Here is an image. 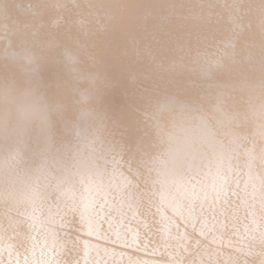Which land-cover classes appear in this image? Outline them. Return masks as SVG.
Instances as JSON below:
<instances>
[{
  "label": "snow or ice",
  "instance_id": "1",
  "mask_svg": "<svg viewBox=\"0 0 264 264\" xmlns=\"http://www.w3.org/2000/svg\"><path fill=\"white\" fill-rule=\"evenodd\" d=\"M67 7L0 6V264H264V0L196 6L202 45L147 47L127 113L111 60L45 21ZM89 7L109 11L76 21L85 37L119 14L176 43L123 15L140 6Z\"/></svg>",
  "mask_w": 264,
  "mask_h": 264
},
{
  "label": "bare ground",
  "instance_id": "2",
  "mask_svg": "<svg viewBox=\"0 0 264 264\" xmlns=\"http://www.w3.org/2000/svg\"><path fill=\"white\" fill-rule=\"evenodd\" d=\"M12 2L13 0H0V6ZM44 2L53 5H68L66 9L62 10L50 9L44 17L58 40L68 43L78 37L82 43L88 45L90 51L111 60L117 79L124 85L120 92L117 90L113 96L121 110L127 113L135 102L137 85L141 84L150 71L155 69L152 57L145 52V49L151 48L157 62H167L174 59L178 53L173 51V48H177L179 44L185 48L196 50L202 45L203 34L207 31L206 21L197 19L201 10L196 6L208 3H224L225 0H44ZM243 2L259 4L260 0H243ZM118 4L140 6L125 9L124 16L132 15L141 18L151 12L154 22L161 23L172 34L176 43L170 44L167 50L162 51L150 34L141 35L136 29L125 27L124 20L119 14L112 22L108 32L95 35L90 33L86 37L79 33L76 25L77 20L86 19L91 13L109 11L99 7H89L90 5ZM75 5H79V7H75ZM155 5H174L177 7H148ZM60 17L63 18V22L57 28L52 29L51 21ZM164 17L167 18L163 19ZM92 255L94 256L95 253Z\"/></svg>",
  "mask_w": 264,
  "mask_h": 264
},
{
  "label": "clouds",
  "instance_id": "3",
  "mask_svg": "<svg viewBox=\"0 0 264 264\" xmlns=\"http://www.w3.org/2000/svg\"><path fill=\"white\" fill-rule=\"evenodd\" d=\"M4 87V84L2 81H0V88Z\"/></svg>",
  "mask_w": 264,
  "mask_h": 264
}]
</instances>
